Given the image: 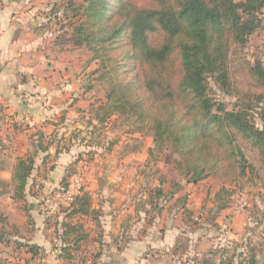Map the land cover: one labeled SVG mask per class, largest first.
Listing matches in <instances>:
<instances>
[{
    "label": "trees",
    "instance_id": "trees-1",
    "mask_svg": "<svg viewBox=\"0 0 264 264\" xmlns=\"http://www.w3.org/2000/svg\"><path fill=\"white\" fill-rule=\"evenodd\" d=\"M151 1L153 7L141 8L132 0H83L75 11L79 21L75 36L90 49L102 50L104 54L95 53L93 59L105 56L101 63L109 83L105 102L97 107L98 125H105L116 114L134 116L143 123L137 129L152 135L155 145L170 146L187 183L194 185L210 175L225 182L218 171L224 173L227 162L238 165L244 176L240 143L250 144L264 164V125L255 124L251 104L227 111L208 94L210 79L229 91L232 47L244 45L260 28L264 0ZM152 36L159 37L158 44L152 42ZM122 45L138 69L140 77L134 80H123L131 70H125L117 62L118 56H113ZM249 72L256 84L264 86V69L259 64ZM263 99L256 97L259 103ZM33 171L32 156L18 160L11 182L15 200H24ZM173 186L178 188L176 183ZM157 192L158 199L162 197L160 187ZM90 205L89 195L80 189L64 210L65 218L90 214ZM225 207L221 204L219 210ZM0 224H5L1 216ZM63 228L60 251L67 258V250L78 249L86 236L70 222H63ZM8 235L2 230L0 240ZM13 243L38 255L34 245L18 239Z\"/></svg>",
    "mask_w": 264,
    "mask_h": 264
},
{
    "label": "crops",
    "instance_id": "crops-1",
    "mask_svg": "<svg viewBox=\"0 0 264 264\" xmlns=\"http://www.w3.org/2000/svg\"><path fill=\"white\" fill-rule=\"evenodd\" d=\"M79 6L75 0H0V183L4 185L0 186V216L5 222L0 224V231L11 228L18 233L19 242H27L44 252L39 260L41 264H63L68 259L74 260L75 255L81 257L84 243L89 245L86 253L92 258L91 264H175L176 261L181 264H221L224 258L215 259L214 249L210 248L213 244L209 242L213 239L208 237L204 244L207 248L205 254L201 252L199 257L196 246L193 247L196 250L194 255L189 252L193 251L190 241L202 240V233L206 232L203 223L199 222L195 223L199 226L194 229L189 230V226L187 229L190 216L195 213L194 207L198 201L203 204L207 201L205 212L215 223L226 222L227 228H231L229 234L238 233L246 220L240 213L229 216L234 209L232 205L219 210V191L211 197L208 189L203 194L193 189L205 181L195 185L171 181L180 188L170 196L177 204L172 202L169 212L166 210L161 218L158 216L162 209L158 215L152 216L154 209H144L142 213L147 221L129 226L121 222L125 215L122 208L114 206L121 197L118 191L98 189L96 197L102 205L95 206V195L83 189L91 200L90 214L65 218L66 212L63 211V221L53 228V240L51 229L40 221L39 214L47 213L37 212L31 221L28 217L35 210L33 204L26 209L20 206L27 200L29 191L23 201L14 199L11 182L18 160L32 156L34 168L38 163H48L50 158L57 167L65 163L63 159L61 162L62 154L66 153L65 140H60L55 120L67 101L72 102L73 107L83 104L84 95L77 100L71 88L86 73H80V77L76 73L77 67L86 70L91 59L89 54L86 57L88 47L74 33L79 23L75 16ZM45 197L46 194L39 198L44 200ZM126 213L137 218L140 214L133 209ZM80 219L87 220L97 230L96 237ZM63 222L76 225L86 236L78 249L67 250V258L60 251ZM7 243L14 244L6 239L0 240L1 264L11 260ZM24 253V258L18 259L20 264H39L37 256L27 251ZM240 256L242 254L235 253L231 258L234 260Z\"/></svg>",
    "mask_w": 264,
    "mask_h": 264
},
{
    "label": "rangeland",
    "instance_id": "rangeland-1",
    "mask_svg": "<svg viewBox=\"0 0 264 264\" xmlns=\"http://www.w3.org/2000/svg\"><path fill=\"white\" fill-rule=\"evenodd\" d=\"M75 1L76 4L81 5L83 0ZM132 1L141 8L154 6L151 0ZM261 19L260 28L248 38L244 45L232 47L234 51L229 63V91L222 90L212 79L208 83L209 97L214 102L223 104L227 111H237L239 107L246 109L251 104L250 114H253V120L259 126L264 125V99L259 103L256 97L264 96V86L255 83L249 68L259 64L264 69V9ZM123 39L121 43L125 45ZM151 40L155 45L160 41L157 36H152ZM124 45L118 52L114 51L113 56H118L116 60L119 64H124L125 70H131L129 74L122 77L123 80H134L140 75L138 69L133 67V61L126 57L129 50ZM95 53L97 56L104 54L101 49H93V47L90 49L88 46L86 57L89 54L91 58L90 62H87L89 67L86 70L77 67L76 73H86L83 74L81 81L71 88L77 100L78 97L84 95L85 99L81 98L84 99L83 104L73 107L74 104L67 101L55 120L59 138L61 141L65 140L64 146L67 154H62L64 156L61 158V162L63 159L65 163L57 167L51 158L48 163H38L27 183L29 196L25 202L20 204L21 207L24 206V209L33 204L35 210L33 215L28 217L31 221L34 220V216L38 215L37 212L47 213L39 214L42 218L40 221L47 225V229H51L52 240L54 239L53 228L63 221L61 219L64 216L63 211L70 204L67 192L74 196L79 193L80 189H87L95 195L93 205L100 206L102 204L96 197L98 189L118 191L123 198L120 199V197L114 206L122 208L125 215H123V220L120 218L121 222L129 226L147 221L142 213L144 209L155 210L152 214L150 213V216L155 213L158 215L162 209L158 218L164 216L166 210L169 212L168 208L171 207L172 202L174 205L177 204L170 198L180 189L175 188L173 182L180 180L182 185L188 184V177L183 172V166L178 165L179 159L170 146L155 145L152 135L145 130L137 129L143 123L136 121L134 116L123 117L116 114L111 116L105 125H98L95 118L96 111L97 107L105 102L109 79L101 63L105 56L93 59ZM124 53L127 55L124 56ZM240 146L245 161L241 163L246 169L244 176L240 175L238 165L234 166V163L227 162L223 164L225 172L218 171L225 182L210 175L198 187L190 188L201 191L202 194L208 189L211 197L219 191L220 204L232 205L234 208L231 210L232 213H228L229 216L234 217L240 213L241 218L246 222L238 229V233L229 234V230L230 233L232 232L230 227L227 228L226 222L215 223V220L205 212L207 210L204 206H207L208 202L203 204L198 201L197 207H194L195 213L190 216V221L187 223V229L189 226V230H192L199 226L198 224L203 223L206 232L202 233L203 239L200 241L189 240L190 247L196 246L198 255L201 252L205 254L207 248L204 244L208 237L213 239L209 242L213 244L210 248L214 249L215 259L224 258L221 264H264V164L258 152L253 150L250 144L240 143ZM237 160H240V157ZM98 177L101 183L98 182ZM159 187L162 197L157 199L155 196H157ZM45 194V199L41 200L39 197ZM132 209L140 212L138 218L126 213ZM81 221L91 230L93 237H96L97 230H94L87 220L82 219ZM197 222L199 223L195 225ZM5 230L9 234L6 240L13 243L14 239H18V233L13 229L7 227ZM88 246L86 243L82 245L84 255L81 257L75 255L74 260L73 258L68 259L63 264H91L92 258L88 252L86 253ZM239 246L242 248L239 249ZM6 249L9 250L11 260L4 264H20L18 259L21 256L24 258L26 249L20 250L15 244H9ZM195 251L193 248V251L189 252L194 255ZM235 253H240L242 256L232 260L231 256H235ZM43 254L42 251L38 252L37 261L41 260ZM181 263V261L175 262V264ZM39 264H41L40 261Z\"/></svg>",
    "mask_w": 264,
    "mask_h": 264
},
{
    "label": "built area",
    "instance_id": "built-area-1",
    "mask_svg": "<svg viewBox=\"0 0 264 264\" xmlns=\"http://www.w3.org/2000/svg\"><path fill=\"white\" fill-rule=\"evenodd\" d=\"M66 195H67V199H68L69 201H71V200H72V196L69 194V192H67ZM242 205L245 206L244 202H242Z\"/></svg>",
    "mask_w": 264,
    "mask_h": 264
}]
</instances>
